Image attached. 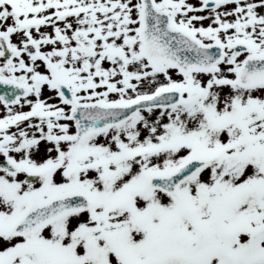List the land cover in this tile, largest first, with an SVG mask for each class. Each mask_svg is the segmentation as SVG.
<instances>
[{
	"label": "snow or ice",
	"instance_id": "obj_1",
	"mask_svg": "<svg viewBox=\"0 0 264 264\" xmlns=\"http://www.w3.org/2000/svg\"><path fill=\"white\" fill-rule=\"evenodd\" d=\"M0 264H264V0H0Z\"/></svg>",
	"mask_w": 264,
	"mask_h": 264
}]
</instances>
